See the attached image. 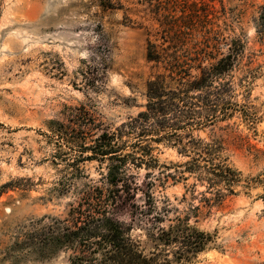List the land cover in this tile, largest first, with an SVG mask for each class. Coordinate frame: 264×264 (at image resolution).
<instances>
[{
	"label": "rangeland",
	"instance_id": "1",
	"mask_svg": "<svg viewBox=\"0 0 264 264\" xmlns=\"http://www.w3.org/2000/svg\"><path fill=\"white\" fill-rule=\"evenodd\" d=\"M110 1L113 9L101 0H0V246L11 245L37 220L65 218L88 186L100 185L97 163L79 164L78 171L67 166L76 149L49 131L50 121L62 122L69 109L84 106L112 130L143 110L146 83L163 73L147 61L146 43L162 44L166 12L156 14L147 0ZM203 2L213 13L183 49L188 53L204 37L202 67L236 50L223 79L231 83L237 110L214 134L223 139V157L241 181L234 195L195 224L214 241L191 264H264V0ZM157 157L166 165L182 161L164 148ZM144 175L138 174L142 190ZM185 177L152 189L156 209L167 205L170 211L161 227L183 218L205 192ZM145 204L138 193L133 201H119L112 217L148 254L158 225ZM11 259L1 264H67L68 254L40 257L34 247H23Z\"/></svg>",
	"mask_w": 264,
	"mask_h": 264
},
{
	"label": "trees",
	"instance_id": "2",
	"mask_svg": "<svg viewBox=\"0 0 264 264\" xmlns=\"http://www.w3.org/2000/svg\"><path fill=\"white\" fill-rule=\"evenodd\" d=\"M147 2L156 14L166 15L158 37L162 44L150 39L146 43L147 61L161 65L163 73L146 83L143 110L112 130L103 128L84 106L69 109L62 122L50 121L49 131L76 149L67 166L78 171L79 164L97 163L103 172L100 185L88 186L65 218L37 220L23 228L11 245L0 246V264L6 257L15 261L23 247H34L40 257L67 253V264H191L213 243L214 235L195 224L234 195V186L241 181L240 173L223 157V139L214 134L237 110L230 100L231 83L223 79L234 66L236 50L202 67L206 39L191 45L188 53L183 48L192 33L209 21L210 6L203 0ZM101 6L113 9L110 0H101ZM178 12V17L171 15ZM260 27L264 29V15ZM260 36L264 37V30ZM191 70L197 75H191ZM160 148L175 152L182 161L160 164ZM140 171L145 172V190L139 183ZM186 175L204 186L205 192L183 218L175 217L161 227L170 211L167 205L156 209L152 189L168 181H186ZM138 193L145 198L147 215L158 225L148 254L131 237V229L112 217L119 201H133Z\"/></svg>",
	"mask_w": 264,
	"mask_h": 264
}]
</instances>
